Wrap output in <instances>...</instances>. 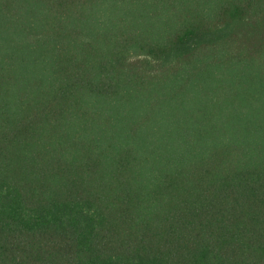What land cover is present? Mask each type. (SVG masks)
<instances>
[{
    "label": "trees",
    "instance_id": "obj_1",
    "mask_svg": "<svg viewBox=\"0 0 264 264\" xmlns=\"http://www.w3.org/2000/svg\"><path fill=\"white\" fill-rule=\"evenodd\" d=\"M0 264H264V0H0Z\"/></svg>",
    "mask_w": 264,
    "mask_h": 264
}]
</instances>
